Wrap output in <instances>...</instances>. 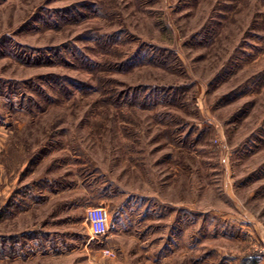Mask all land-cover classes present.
<instances>
[{
    "label": "rangeland",
    "instance_id": "1",
    "mask_svg": "<svg viewBox=\"0 0 264 264\" xmlns=\"http://www.w3.org/2000/svg\"><path fill=\"white\" fill-rule=\"evenodd\" d=\"M0 264H264V0H0Z\"/></svg>",
    "mask_w": 264,
    "mask_h": 264
},
{
    "label": "built area",
    "instance_id": "2",
    "mask_svg": "<svg viewBox=\"0 0 264 264\" xmlns=\"http://www.w3.org/2000/svg\"><path fill=\"white\" fill-rule=\"evenodd\" d=\"M86 223L89 225L93 239L104 238L108 234V216L103 208H90L86 212Z\"/></svg>",
    "mask_w": 264,
    "mask_h": 264
}]
</instances>
